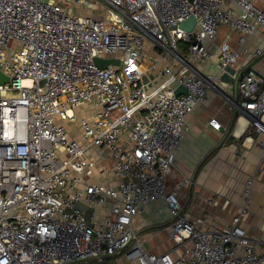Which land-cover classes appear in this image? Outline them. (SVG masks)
<instances>
[{"label":"built area","instance_id":"1","mask_svg":"<svg viewBox=\"0 0 264 264\" xmlns=\"http://www.w3.org/2000/svg\"><path fill=\"white\" fill-rule=\"evenodd\" d=\"M190 17L193 29L181 28ZM222 24L242 32L244 45L260 26L264 32V8L253 0H0V71L9 78L0 83V264H117L121 255L139 264H264V241L241 224L253 178L224 229L200 228L178 191H165L189 116L216 79L196 66L214 54L232 66L242 53L216 46ZM146 49L170 58L154 88L144 78ZM96 58L119 64L101 67ZM180 84L187 92L177 95ZM237 94L249 129L263 135L264 172V76L247 67ZM87 103L98 109L79 119ZM78 121L80 134L71 136L64 122ZM210 124L221 127L216 118ZM104 152L117 186L91 181ZM159 199L175 246L154 253L133 223ZM107 202L108 218L92 211L88 219L81 206Z\"/></svg>","mask_w":264,"mask_h":264},{"label":"crops","instance_id":"2","mask_svg":"<svg viewBox=\"0 0 264 264\" xmlns=\"http://www.w3.org/2000/svg\"><path fill=\"white\" fill-rule=\"evenodd\" d=\"M253 2L257 7L264 8V0ZM242 35V32L226 24L218 29L216 46L227 42L232 51L242 52L234 65L223 67L214 54L196 66L202 76L214 75L216 79L207 100L196 105L189 116L190 129L167 175L165 191H178L184 213L200 228L224 229L245 203L243 192L246 181L253 178L249 211L241 224L248 236L261 244L264 241V172L258 171V166L263 163L258 142L263 135L249 129L247 114L237 107L236 102L237 81L247 67H253L264 76V53L260 56L251 54L258 48L264 50L263 27L248 35L244 45L240 42ZM148 50L143 61L147 70L144 78L147 85L154 88L158 84L154 81L155 77L170 59L159 64L158 54ZM97 109L94 104L87 103L76 111V115L79 119L91 117ZM213 118L221 123L219 129L210 124ZM103 155L105 159L101 157L98 160L91 181L117 186L120 179L114 175V161L107 153ZM89 210L99 218L112 216L111 202ZM170 223L169 207L164 199H159L142 210L133 224L144 248L149 252L162 253L175 246L170 238ZM117 264H132V261L121 255Z\"/></svg>","mask_w":264,"mask_h":264},{"label":"water","instance_id":"3","mask_svg":"<svg viewBox=\"0 0 264 264\" xmlns=\"http://www.w3.org/2000/svg\"><path fill=\"white\" fill-rule=\"evenodd\" d=\"M196 24V19L194 17H190L186 20H184L180 26L181 28L185 29V30H192L193 27ZM96 63L101 66V67H106L108 64L112 63V64H119V60L118 59H114V58H106V59H102V58H96ZM9 78L0 71V83H4L6 81H8ZM187 89L185 87V85L180 84L176 89H175V94L179 95L182 93H186Z\"/></svg>","mask_w":264,"mask_h":264},{"label":"rangeland","instance_id":"4","mask_svg":"<svg viewBox=\"0 0 264 264\" xmlns=\"http://www.w3.org/2000/svg\"><path fill=\"white\" fill-rule=\"evenodd\" d=\"M148 51H150V50H148ZM156 53H158V52H156ZM166 59L169 60L170 58L165 56V55H163V59H162V61L159 62V64H163V61L166 60ZM64 123L69 127V133H70L71 136H75V137L79 136V134H80V128H79L80 123H79V121L77 123H68V122H64ZM97 152H99V150H97L95 153H97ZM102 157L105 159V155H102ZM101 171L103 173L105 172V170H103V169H101ZM82 209L85 211L86 217L89 219L90 210L86 206H83V205H82ZM136 263L137 262L132 261V264H136Z\"/></svg>","mask_w":264,"mask_h":264}]
</instances>
